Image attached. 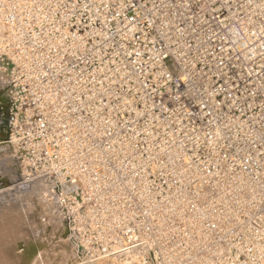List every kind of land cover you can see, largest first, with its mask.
I'll use <instances>...</instances> for the list:
<instances>
[{
    "label": "built area",
    "instance_id": "1",
    "mask_svg": "<svg viewBox=\"0 0 264 264\" xmlns=\"http://www.w3.org/2000/svg\"><path fill=\"white\" fill-rule=\"evenodd\" d=\"M0 19L10 29L0 43L9 66V141L27 181L65 173L64 155L79 171L70 197L80 203H72L93 209L102 224L76 222L75 233L110 259L146 243L147 232L154 237L150 224L159 220L164 239L148 245V264H164V250L185 251L198 228L210 231L213 255L195 264H264V0H0ZM100 64L112 73H99ZM57 87L55 104L66 97L64 124L48 117L55 105L44 100ZM92 94L91 106L74 104ZM96 104L106 107L97 118L89 113ZM96 122L91 142L73 137ZM172 157L200 174L204 198L182 174L192 197L178 208ZM228 182L248 197L244 212L254 215L247 226L258 246L216 216L226 203L217 189ZM57 193L74 222L76 207Z\"/></svg>",
    "mask_w": 264,
    "mask_h": 264
},
{
    "label": "bare ground",
    "instance_id": "2",
    "mask_svg": "<svg viewBox=\"0 0 264 264\" xmlns=\"http://www.w3.org/2000/svg\"><path fill=\"white\" fill-rule=\"evenodd\" d=\"M9 34V27L5 24L3 19H0V43L3 42V40L9 36ZM63 36L66 39L70 38L66 32ZM165 63L169 69L175 68L173 62L170 59H167ZM96 69L99 71V73H106L108 75L112 73L111 70L109 71V67H106L102 64L96 66ZM8 72L9 66L5 61L0 60V166L3 167V169L12 170V166L16 164V166L21 169V173L24 169L21 168V162L17 158L16 145L14 143H11L8 138L7 117L10 110V88L8 82ZM57 90L58 87L55 88L51 93L45 91L44 100L46 102V105H50L52 103L55 105V108L52 109L50 113H48V117L51 119H59L61 121V124H64V120H68L69 114L67 113V110H59V107L61 106L63 99L66 97H64L63 99H59L61 100V104L57 106L55 104L56 97H53L54 92ZM67 95H69L68 92ZM94 99L95 96L92 94L91 96L75 100L74 104L79 108H87L94 103ZM103 108H106L105 105L96 104L95 107L90 108L92 110H90L89 113L94 115V117L96 118L97 115L103 116V112L105 110ZM109 110L110 109H108V111ZM54 111H56V114H53ZM97 124L98 122L93 125L83 124L81 127L82 134H77V131L74 130L73 137H78V135H80L83 136L84 140L91 142V137L97 135L99 132ZM54 129L58 132L66 133L58 122L55 123ZM123 145V149L129 150L126 144ZM94 152L101 153L102 149L100 147H95ZM54 155L55 153H50L49 157L51 159H54ZM96 156L97 158L100 157L99 155ZM171 160L174 162L175 170L178 173L175 186H180V188L182 189L181 193L178 195V208H180L183 203H188L192 197L189 196L188 193L183 191L186 186L182 174H184L186 178L191 177V179L194 181L192 187L195 189V193L197 194L196 196L204 198V194L202 193L205 191V189L203 187V184L197 180V177L200 174H197L192 167L191 170L186 169L185 165L181 163V161L177 160L176 157H172ZM59 166L63 167L65 173L59 171L55 175L51 176L37 175L36 179L33 177L34 180L32 181L28 190L26 189L24 192L20 191L19 194L17 193L19 199L16 201V199L14 198L16 202H18L19 200L27 202L26 207L18 202L20 204V209L22 208L21 210H19V212H17V210L19 209V207H17L14 208V210L16 209V211L14 212L13 210V215L10 214V217L7 216V212H5V209L8 208L5 206L4 201L2 205V207L4 206L3 210L0 212V246L3 244L2 240H4V237H8V242L12 244L11 241L14 240L12 239L13 236L17 237L18 235L22 234L21 225L23 224V230L25 228L26 234L28 236H31V240H28V246L24 250L19 251V246L16 247L15 244H13V246L8 245V247L3 246L4 248H0V264H141L142 259V264H148V245H153L155 242H160L164 239L160 230V221L156 220L155 223L150 224V227L155 230V236L150 238V234L147 232L146 240L148 241L146 243L131 250H127L121 254H116L112 257H109L110 259H107L108 257L102 256L101 252L98 251L97 246L93 242H90L89 238H85L87 240L86 241L84 238L82 239L80 237V233L79 235L77 232H74L73 226H77L76 222H79V224L84 225L86 228L100 227L102 222L98 221L99 219L96 217V215L93 214V209L83 206L82 209L85 210V213L78 209L77 205H73L72 203V200H76L77 203H80L78 198L70 197L73 194L75 188L74 183L71 182V178H76L78 182L80 180L79 171L75 170L72 166L69 165V162L66 159L65 155L59 162ZM95 166V162H90L89 166L84 171V176L87 178H91V171ZM215 172L216 171L209 173L208 177ZM64 174L68 177V179L65 178ZM32 179H30L29 181H31ZM228 183H230L229 188L217 189V199L226 203L223 207L224 210L216 216L224 221H227L231 225L235 224L243 228L247 234L249 233V235L251 236L250 240H252L255 236H253L250 232L254 230L250 229L249 231L247 221L248 219H254V215H252L251 213L246 215L244 212L245 205L250 204V202L248 201V197L242 194L236 188L234 183ZM248 189L251 191L255 190L252 186H249ZM227 191L230 192L229 195L227 194ZM255 191L257 192V194L262 193L260 190ZM56 192H61V197L65 196L67 198L66 207L67 204L73 208L76 207L77 210L74 212V222L69 220L68 215L66 214V208L61 202V198L59 197L58 193L56 195ZM106 194L108 193H101L102 196ZM253 196L255 197V194ZM14 200L12 202H15ZM11 207L10 208L13 209V206ZM169 208L170 210H172L171 206ZM200 209L201 207H197L195 205L194 215H197ZM3 215H5V218H3ZM1 218H3L4 220H2ZM228 228L229 226L227 225L224 229L228 230ZM95 238L98 241L100 239H104L103 233L99 232L98 236H96ZM208 238H211L209 230L203 231L199 228L196 229L195 234L188 240L189 242L185 251H183L182 249H167L162 251L163 263L195 264L196 260L207 259L208 257L213 255V249H211L206 244V240ZM32 239L33 243L36 245V248L34 247V250H31L32 248L29 249L32 243ZM252 241L255 245L258 246V242L256 240ZM187 252H202V254H190ZM3 253L8 256V260L4 262L1 259Z\"/></svg>",
    "mask_w": 264,
    "mask_h": 264
},
{
    "label": "rangeland",
    "instance_id": "3",
    "mask_svg": "<svg viewBox=\"0 0 264 264\" xmlns=\"http://www.w3.org/2000/svg\"><path fill=\"white\" fill-rule=\"evenodd\" d=\"M16 167V169H15V167ZM14 166H12V170H7V169H3V167H1L0 166V212L3 210V207H2V205H3V203H4V201H5V206L8 208V209H5V212H7V216H9L10 217V214L11 215H13L12 214V212H13V210H14V208H17V207H19V209L17 210V212H19V210H21L20 209V204H23L24 205V207H26V205H27V202H25V201H22V200H19L18 202L20 203H18V202H16L19 198H18V196H17V193L19 194L20 193V191H25L26 189L28 190L29 188H30V185H31V183H32V181L34 180V178L36 179L37 177H34L31 181H27V180H25L24 179V177L22 176V172L20 173V171H21V169L19 168V167H17L16 166V164H14ZM14 168V169H13ZM18 169V170H17ZM15 170V171H14ZM17 170V171H16ZM14 171V172H13ZM29 186V187H28ZM14 194V195H13ZM2 196V197H1ZM6 196V197H5ZM4 198V199H3ZM6 198V199H5ZM14 198L16 199V201L14 200ZM3 200V201H2ZM15 201V202H12V201ZM21 201V202H20ZM6 202H7V205H6ZM12 203H13V205H12ZM17 204H18V206H17ZM9 206V207H8ZM11 206H13V209H11L12 207ZM11 207V208H10ZM2 208V209H1ZM16 211V209L14 210V212ZM11 212V213H10ZM9 213V214H8ZM3 218H5V215H3ZM3 218H1L2 220H4ZM7 219V218H6ZM21 227H22V229H21V231H22V234L21 235H18L17 237H15V236H13V238L12 239H14V240H12L11 242H12V244L10 243V242H8L9 241V239H8V237H4L3 239L4 240H2V242H3V244L0 246V248H4L3 246H5V247H8V245L10 246V245H12L13 246V244H15V246L16 247H18L19 246V251L20 250H24L25 248H27V242H28V240H31V236H28L27 234H26V230H25V228H24V230H23V227H24V224L23 225H21ZM5 234V233H4ZM28 236V237H27ZM30 237V238H29ZM7 240V241H6ZM19 242V243H18ZM25 242V243H24ZM32 243H31V245H30V248L29 249H31V250H34L35 248H36V245L33 243V239H32V241H31ZM22 243V244H21ZM11 246V247H12ZM35 247V248H34ZM23 248V249H22ZM17 250V251H18ZM16 252V251H15ZM7 257V258H6ZM1 259H2V261L4 262V261H7L8 260V256L7 255H5V253H3V255H2V257H1ZM106 264H110V263H106Z\"/></svg>",
    "mask_w": 264,
    "mask_h": 264
}]
</instances>
